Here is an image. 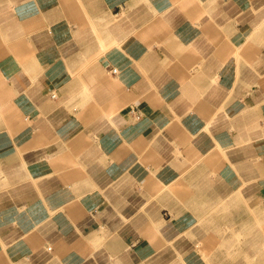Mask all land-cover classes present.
Listing matches in <instances>:
<instances>
[{"label": "crops", "instance_id": "crops-1", "mask_svg": "<svg viewBox=\"0 0 264 264\" xmlns=\"http://www.w3.org/2000/svg\"><path fill=\"white\" fill-rule=\"evenodd\" d=\"M258 219L264 0H0V264H264Z\"/></svg>", "mask_w": 264, "mask_h": 264}, {"label": "rangeland", "instance_id": "rangeland-1", "mask_svg": "<svg viewBox=\"0 0 264 264\" xmlns=\"http://www.w3.org/2000/svg\"><path fill=\"white\" fill-rule=\"evenodd\" d=\"M258 227L260 228V226H262L260 223L261 222H263L264 223V220H262V219H258ZM260 236V235H259ZM258 236V237H259ZM257 255V258L256 257H254V255ZM260 256H261V252L260 251H258L257 253H253V263H255V261H257L256 263L257 264H259L258 262L260 261Z\"/></svg>", "mask_w": 264, "mask_h": 264}, {"label": "built area", "instance_id": "built-area-1", "mask_svg": "<svg viewBox=\"0 0 264 264\" xmlns=\"http://www.w3.org/2000/svg\"><path fill=\"white\" fill-rule=\"evenodd\" d=\"M112 70H113V72H117L118 69L116 67H113ZM53 97H56L55 93L53 94Z\"/></svg>", "mask_w": 264, "mask_h": 264}, {"label": "bare ground", "instance_id": "bare-ground-1", "mask_svg": "<svg viewBox=\"0 0 264 264\" xmlns=\"http://www.w3.org/2000/svg\"><path fill=\"white\" fill-rule=\"evenodd\" d=\"M260 243V242H259Z\"/></svg>", "mask_w": 264, "mask_h": 264}]
</instances>
